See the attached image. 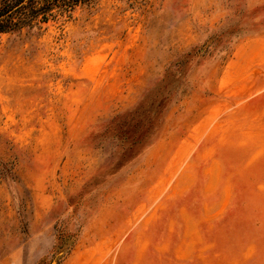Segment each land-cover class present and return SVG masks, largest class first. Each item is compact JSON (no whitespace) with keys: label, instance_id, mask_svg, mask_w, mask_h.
<instances>
[{"label":"rangeland","instance_id":"1","mask_svg":"<svg viewBox=\"0 0 264 264\" xmlns=\"http://www.w3.org/2000/svg\"><path fill=\"white\" fill-rule=\"evenodd\" d=\"M258 38L264 0L0 34V264H264Z\"/></svg>","mask_w":264,"mask_h":264},{"label":"trees","instance_id":"2","mask_svg":"<svg viewBox=\"0 0 264 264\" xmlns=\"http://www.w3.org/2000/svg\"><path fill=\"white\" fill-rule=\"evenodd\" d=\"M88 0H0V34L26 29L41 30L56 16Z\"/></svg>","mask_w":264,"mask_h":264},{"label":"crops","instance_id":"3","mask_svg":"<svg viewBox=\"0 0 264 264\" xmlns=\"http://www.w3.org/2000/svg\"><path fill=\"white\" fill-rule=\"evenodd\" d=\"M260 42V45L262 46L264 44V41L258 38V43ZM258 48H260L258 44ZM264 80H261L260 82H263ZM163 143V142H162ZM165 143V142H164ZM169 144V143H168Z\"/></svg>","mask_w":264,"mask_h":264}]
</instances>
